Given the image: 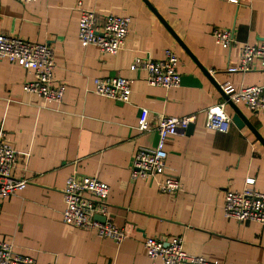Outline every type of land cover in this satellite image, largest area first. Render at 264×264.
<instances>
[{"label": "crops", "instance_id": "1", "mask_svg": "<svg viewBox=\"0 0 264 264\" xmlns=\"http://www.w3.org/2000/svg\"><path fill=\"white\" fill-rule=\"evenodd\" d=\"M146 1L0 0V34L49 45L54 83L65 85L63 100L49 102L25 89L33 72L0 60V134L17 151L14 175L30 179L24 190L0 197V240L13 241L37 264H161L144 245L148 236L160 235L182 236L188 253L208 260L264 264V225L227 218L224 210L228 190L264 191V142L257 135L264 139V109L237 104L255 130L234 121L227 133L209 129L208 107L225 100L232 117L236 111L201 68L221 85L264 82L259 61L247 73L227 70L239 63L244 44L264 43V0ZM79 3L100 18H132L120 52L82 45ZM215 30L233 31L235 46H219ZM168 49L181 59L180 86L151 85L146 71L131 70L136 57L161 59ZM117 76L131 81L127 102L94 91L95 78ZM141 107L151 110L147 132L138 129ZM159 115L195 116L193 130L169 136L166 145V171L183 184L176 195L160 192L159 176L132 178L137 152L158 145ZM75 172L110 186L111 218L129 233L122 243L63 221V189Z\"/></svg>", "mask_w": 264, "mask_h": 264}, {"label": "built area", "instance_id": "2", "mask_svg": "<svg viewBox=\"0 0 264 264\" xmlns=\"http://www.w3.org/2000/svg\"><path fill=\"white\" fill-rule=\"evenodd\" d=\"M21 3H35L39 0H17ZM238 3V1H234ZM79 22V40L83 46H97L101 52L117 54L124 46L130 34L132 18L108 15L100 18L93 11L82 8ZM216 43L225 49L236 44L231 30H215ZM8 59L20 63L34 78L25 83V89L36 93L49 102H61L65 94L64 84L54 83L56 61L54 52L47 44L33 42L21 37L0 34V60ZM259 61L264 67V43L261 45L244 44L240 49V60L230 66L229 73H247L255 69ZM181 59L173 50H166L161 59L136 57L130 68L133 71L144 70L151 85L170 89L182 82L179 70ZM223 91L236 104H246L252 110L264 109V82L256 85L236 87L230 82L223 83ZM94 91L102 96L127 102L131 95L130 79L117 77H97L94 79ZM226 101L211 105L207 109L206 126L219 132L227 133L233 117L226 111ZM195 116L159 115L155 123L159 134L156 149H140L132 166V178L159 176L158 187L161 193L178 194L183 191L179 177L166 171V145L169 136L185 133ZM153 128L151 110L141 107L138 129L142 132ZM17 151L7 134H0V197L6 198L24 190L30 179L14 175L17 162ZM247 183L253 185L255 178L248 177ZM110 186L96 176H87L75 172L70 176L63 189L65 208L63 221L69 225L86 230L96 231L103 238L122 243L129 233L125 227L117 225L111 218L108 196ZM224 210L227 218L240 221H258L264 225V191L253 187L243 191L228 190L225 195ZM96 216L105 217L101 220ZM182 236H148L144 245L150 259L160 260L161 264H223L208 260L201 255L190 254L184 249ZM0 264H37L34 257L18 253L13 241L0 240Z\"/></svg>", "mask_w": 264, "mask_h": 264}, {"label": "water", "instance_id": "3", "mask_svg": "<svg viewBox=\"0 0 264 264\" xmlns=\"http://www.w3.org/2000/svg\"><path fill=\"white\" fill-rule=\"evenodd\" d=\"M146 1V0H145ZM147 2V1H146ZM170 29V28H169ZM171 30V29H170ZM176 37V36H175ZM177 40L179 41V43L185 48L187 49L184 44L181 42V40L179 38H177ZM203 72L207 75V77L212 81V83L217 87V89H219V91L224 95V97L226 99H228L230 101V104H232L235 107V114L233 115V120L235 122V124L240 127L243 128L245 125L250 126L252 129L255 130V128L251 125L250 121L247 119V117L244 115V113L241 111V109L237 106L236 103H234L232 100H230V97L223 91L221 83H219L215 77L213 76V74L207 70L205 67L201 66ZM193 130V125L192 123L190 124L189 128L187 129L186 132H190ZM257 132V131H256ZM257 135L260 137V139L264 142V139L261 137V135L259 133H257ZM97 218L101 219V220H105V217H101V216H96Z\"/></svg>", "mask_w": 264, "mask_h": 264}]
</instances>
